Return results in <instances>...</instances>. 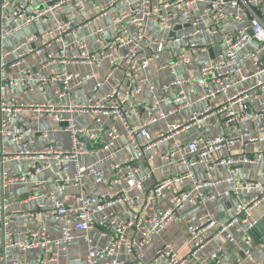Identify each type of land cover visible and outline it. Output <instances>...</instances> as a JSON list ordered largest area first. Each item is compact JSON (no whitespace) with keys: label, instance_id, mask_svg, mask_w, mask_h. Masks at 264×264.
<instances>
[{"label":"built area","instance_id":"2783aa9c","mask_svg":"<svg viewBox=\"0 0 264 264\" xmlns=\"http://www.w3.org/2000/svg\"><path fill=\"white\" fill-rule=\"evenodd\" d=\"M90 1L92 0H0V231L3 232L0 247L17 246L21 251L38 247L51 248L50 260H58L68 256V249L76 238L75 232L78 231L82 233L81 239L86 245L84 264H125L119 259L122 248L127 254L137 259L142 258L144 247L151 239L160 234L188 206L201 203L205 198L222 201L230 195H237L240 190L252 189L254 192L247 198L235 203L233 213L226 221L214 217L209 212L190 213L187 216L185 229L190 245L188 258H194L211 237L222 235L226 244L237 245L243 254V257L235 258L233 264H242L243 260L249 264H264V258L254 256L253 238L248 232L255 228L258 222L253 217V211L264 203V186L258 181L234 176L238 166L258 162L261 154H238L229 151L237 139L252 143L264 142V134L242 131L238 138L225 134L198 135L184 144L174 142L161 158L167 163L182 166V171L158 179L151 189L155 197L160 196L163 191H170L169 207L149 211V203L145 201L142 212L135 219L123 221L116 220L112 211L117 206L129 208L141 198V194H132V190L144 192L145 181L153 174V169L146 175L136 176L137 162L149 161V150L161 140L192 126L199 127L203 120L220 112L224 113L228 123L250 122L257 131L264 127V102L260 101L264 90V21L260 14L250 12L251 4L262 8L264 0L228 1L232 18L243 21V24L231 33L220 29L227 17L223 0H170L174 7L181 5L182 10H173L165 19L158 17L162 6H166L169 0H164L161 6L153 0H133L126 8L125 27L112 39L107 35L104 26L93 25L91 20L82 25H92V33L100 46L96 52L87 49L84 38L74 36L75 17ZM117 1L119 0H109L100 15L106 14ZM67 3L73 7L72 11L65 14L62 6ZM7 7L9 10L5 12ZM245 11L249 12L246 20L243 18ZM47 16H51L54 22L51 29L28 34L24 41L3 47L8 38L23 32ZM179 18L180 23L177 22ZM151 21L171 31L176 25H186L188 32L179 31L171 37H158L146 31L147 23ZM206 36L218 39L220 53L209 62L201 64L195 76L180 78L173 75L159 87L146 76H141L127 87L117 82L103 96H89L84 102H76L67 96L72 86L81 85L91 77L89 72L80 73L67 69L69 64H87L96 69L107 64L109 69L105 77L108 78L112 76L121 60H128L132 64V68L126 71L129 77L146 70L153 56L166 51L168 47L176 53L161 66L174 73L177 67L190 64L198 50L208 46L204 41ZM144 41L150 44L151 52L140 56L139 51L145 48ZM251 42L253 46L246 49L242 55L243 59L250 61V70L243 71L239 52ZM29 56H35L37 59L33 67L23 65ZM55 64L62 69L47 74L46 70ZM56 83L59 84L55 89L58 102H22L15 96L17 89L24 92L35 90L44 94L48 86ZM239 84L242 85L230 92V88ZM100 85L95 84L92 91H96ZM186 85L192 86L196 102L204 101L208 102V105L192 110L186 121L171 124L153 137L148 126L165 117L162 102L167 97L161 93L175 89L172 102L176 105L174 109L179 110L190 104ZM144 86L151 102L144 109L145 120H135L134 117L138 116L139 112L134 99L140 96ZM221 95L225 104H209ZM66 97L67 100H61ZM253 100H257L256 105ZM236 102L242 106L240 111H234L230 106V103ZM27 109L37 114L49 115L53 125L65 123L69 146L59 148L53 143H48L42 148L27 146L23 138L25 132L31 130L23 131L13 125L18 113ZM77 113H93L120 124L127 137L130 152L123 159L116 160L113 148L120 137L119 129L113 125L98 129L78 126L74 116ZM42 135L46 136V133L43 132ZM95 140H99L98 148L94 145ZM18 144L16 151H8L9 145ZM220 149L228 150V154L215 157V152ZM96 152L102 153L96 163L85 165L80 162L81 155ZM26 159H52L56 163L58 178L52 184L53 206L39 204L38 208L43 220L53 219L59 222L57 237H51L47 227L42 224L38 231L31 232L28 237L17 241L13 239L14 232L6 228L11 225L15 214H23L20 208L10 206L6 189L12 185L28 183L29 180L31 186H37L41 182L35 180L34 175L48 165L32 163L18 173H11L5 165L11 160ZM70 163L73 164L71 171ZM104 163L115 171L113 187L96 194L86 193L88 178L97 184L104 181V170L101 167ZM199 166H205L207 171L226 166L230 171L220 180H202L196 171ZM219 181L231 184V190L207 191ZM70 187L80 189L76 204H68L60 197ZM93 229H98L105 237L101 246H97L90 235ZM128 229H133L131 235L127 234ZM236 232L241 235L240 242L236 241ZM225 252L224 243L216 246L209 255V261L220 264ZM184 260L170 245L165 244L156 250L152 262L183 264ZM13 264L17 262L14 261Z\"/></svg>","mask_w":264,"mask_h":264},{"label":"crops","instance_id":"0c3cea01","mask_svg":"<svg viewBox=\"0 0 264 264\" xmlns=\"http://www.w3.org/2000/svg\"><path fill=\"white\" fill-rule=\"evenodd\" d=\"M39 0H37L38 2ZM109 0H92L85 4L82 12L78 13L75 17V32L74 36L77 38H84L86 47L91 52H96L99 49V44L94 38L92 33V25L82 26L87 20H91L93 25L104 26L107 35L110 39L115 37L118 31L125 27L126 19L125 13L126 8L129 2L133 0H119L117 1L107 12L106 14L100 15L104 6H106ZM230 1V0H229ZM155 4L162 5L164 0H153ZM171 1H167L166 6H162L161 12L159 14V19H165L167 14L172 12L175 9L182 10L181 5L174 7ZM224 8L227 11V17L220 25V29L223 32L231 33L237 28H239L243 21L234 20L232 18L231 9L228 6V1H224ZM203 5V4H202ZM72 5L67 3L62 6V10L65 14H68L72 11ZM251 11L260 14L262 21H264V7H256V5L251 4ZM9 7L5 8L4 11L7 12ZM249 12L245 11L243 13V18L246 20L248 18ZM180 23V18L177 20ZM177 23V24H178ZM54 22L51 16H47L38 22L35 25H32L26 28L23 32L14 35L8 38L3 47H8L14 42H22L26 35L40 32L44 30L51 29ZM177 26V25H176ZM79 27V28H78ZM146 31L149 34L161 37H171L179 31H187V26H182L181 29L176 30L171 35V30L164 29L161 25H158L156 22H148L146 26ZM204 41L208 44L207 47L201 48L195 53L193 60L190 64L186 66H179L175 69L174 73L167 67H162L161 64L168 61L176 53L175 50L168 48L166 51L155 54L153 60L151 61L148 68L142 72L135 73L131 76L126 75V71L132 68V64L128 60H121L116 70L112 76L106 78V73L109 69V66L105 64L102 68L96 69L87 64H69L67 69L72 71H79L80 73H91V77L81 85L72 86L69 94L70 99L76 102H84L89 96L92 98H99L107 92L111 86L117 82L123 87L134 83L141 76H146L149 80H152L159 87L161 84L165 83L167 80H170L173 75L184 78L187 76H195L198 73V68L201 64L209 62L212 57L209 50L218 45V39L214 36H206ZM143 44L145 48L139 51V55L143 56L150 54L151 47L147 41H144ZM253 46L252 42L249 43L242 51L239 52V58L241 60L242 70H250V61L243 59L242 55L246 49ZM220 49V46H219ZM216 56V55H215ZM214 56V57H215ZM213 57V58H214ZM35 56H29L26 59L24 66L33 67L36 63ZM62 69L59 65H51L47 70V74L58 72ZM16 74V72H11ZM100 83V87L96 91H92V87ZM239 84L230 88V92H234L241 86ZM59 84L56 83L53 86H48L44 94H40L37 91L24 92L21 89H17L15 96L18 100L22 102H31V101H49V102H58V99L55 96V89L58 88ZM188 101L190 104L184 106L183 108L177 110L175 104L172 102V97L174 96L175 89L161 93L165 95L167 99L162 102L163 113L165 117L158 122L150 124L148 129L153 137H156L160 132L164 131L167 126L186 121L192 110L204 107L208 105V102H196L195 92L192 90L191 85H186ZM160 95V92L158 93ZM68 98H63L67 100ZM260 101L264 102V90L261 93ZM134 102L138 106V116H135L136 120H145L144 109L151 102V97L148 94L145 86L140 94V96L134 99ZM225 104L223 101V96H218L215 99L211 100L209 104ZM253 103L256 105L257 100H253ZM231 108L234 111H240L242 106L240 103H230ZM75 122L78 126H88L89 128L98 129L103 126L113 125L117 127L120 131V137L113 148L114 157L116 160L123 159L129 152L130 148L128 147V141L125 133L122 131L120 124L117 122L110 121L109 119L103 116H97L93 113H77L74 114ZM14 126L21 128L23 131L30 129L31 131L25 132L24 142L30 148H42L48 143H53L59 148H67L69 146V136L68 132L65 130V125H53L50 116L46 114H37L30 109L21 110L18 113L16 120L13 123ZM242 131H248L252 134H264V127L257 131L252 123L241 121L239 123L232 122L228 123L225 119L223 112H220L218 115H211L207 119L203 120L200 126H192L191 128L183 131H179L174 134L172 137L158 142L148 154L151 156L149 161L139 160L137 162V171L135 172L136 176L146 175L150 169H153V174L147 177L145 181V191L140 192L137 189L132 190V194H141V198L136 200L135 203L129 207H115L112 209L113 216L116 220H127L135 219L138 214L142 211V207L145 201L149 203V211L156 209H165L168 208L171 201V192L163 191L162 194L158 197H155L151 193L155 182L163 177H166L171 174L179 173L182 171V166L175 163H167L161 158V155L169 150L174 142H179L184 144L188 140L198 136V135H207L214 136L219 134H225L234 138H238V135ZM45 132L46 136H43L42 133ZM32 140V141H31ZM94 145L98 148L100 146L99 140H95ZM19 147L18 145H9L8 151L14 152ZM232 153L238 154H249L257 155L261 154V158L256 163H245L237 167V170L234 174L235 177L245 180L258 181L264 186V142H245L243 140L237 139L235 145L229 150ZM228 154V150L220 149L215 152V157H222ZM102 156L101 152H96L93 154H85L79 157V160L82 164L88 165L93 164L98 161ZM38 162L42 163L44 166L39 172L34 175L35 180L41 182L37 186H31L30 180L25 184H17L9 186L5 193L9 196L10 206L18 207L22 210L23 214H15L13 216V221L10 226L6 227L14 232V240H22L31 232H36L39 230L42 224L47 227V230L51 237H57L59 235V222L53 219L43 220L40 211L39 204H44L48 207L53 206V199L51 197L52 184L58 178V172L56 170V163L54 160H37V159H26V160H11L6 162L5 165L9 168L11 173H18L25 170L32 163ZM104 170V181L102 183H95L91 178H88L86 181V193L96 194L100 191L110 190L113 187V178L115 171L110 168L107 163L101 165ZM70 171L73 169V164L69 165ZM124 168L122 172H124ZM197 174L202 180H220L229 174L230 168L223 166L217 170L207 171L205 166H199L197 169ZM189 187V184L187 185ZM232 185L227 184L226 182L219 181L214 185H211L208 188V192H222L226 190H231ZM80 189L76 187H70L65 193L60 195L68 204H76L77 197ZM254 190H240L237 195H230L222 201H212L204 199L199 205L192 210H189L194 205L188 206L182 210L179 215L172 220L166 228L160 233L155 235L151 241L144 247L143 257L140 259L135 258L133 255L127 254L122 248L121 253L119 254V259L125 264H155L152 262L156 250L165 245H170L181 258L185 259L183 264H213L209 261L210 253L215 249L216 246L224 243L226 245V252L221 259L220 264H233L235 258L243 257L242 252L239 250L237 245L226 244L224 237L222 235L211 237L209 242L204 246V248L192 259L188 258L190 251V245L188 242V236L185 229V221L187 216L190 213H204L209 212L214 217H217L220 220H228L232 213L235 203L240 200L247 198ZM98 216V215H97ZM253 217L259 221L264 219V203L259 205L253 211ZM133 229H128L127 234L131 235ZM76 238L74 239L72 245L68 249L67 257H60L58 260H50L51 248L38 247L35 249H30L26 251H21L17 246L13 247H0V264H13L14 261L17 264H84L85 255H86V245L81 239V232L76 231ZM3 232L0 231V237ZM90 235L94 239V242L97 246H101L105 242V237H103L98 229H93L90 231ZM235 238L237 242H240L241 235L240 233H235ZM253 254L256 258H264V232L256 231L253 238ZM242 264H249L247 261L243 260Z\"/></svg>","mask_w":264,"mask_h":264},{"label":"water","instance_id":"95a60500","mask_svg":"<svg viewBox=\"0 0 264 264\" xmlns=\"http://www.w3.org/2000/svg\"><path fill=\"white\" fill-rule=\"evenodd\" d=\"M223 1H229V0H223ZM186 26V25H185ZM182 27L180 25H177L173 28V30L171 31V35L178 29H181ZM211 57L213 58L215 55H219L220 53V49L219 46H215L213 48H211L209 50ZM63 125H65V123H62ZM199 205V203L195 204L192 208H190L189 210H192L193 208L197 207ZM256 231H260V232H264V219L262 221L257 222L256 227L253 229H250L248 232L249 234L252 236V238H254V233H256Z\"/></svg>","mask_w":264,"mask_h":264}]
</instances>
